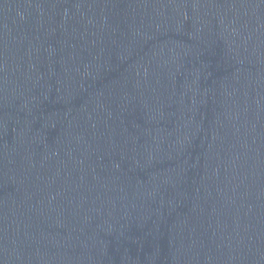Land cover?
<instances>
[{"label":"water","instance_id":"1","mask_svg":"<svg viewBox=\"0 0 264 264\" xmlns=\"http://www.w3.org/2000/svg\"><path fill=\"white\" fill-rule=\"evenodd\" d=\"M0 264H264V0H0Z\"/></svg>","mask_w":264,"mask_h":264}]
</instances>
